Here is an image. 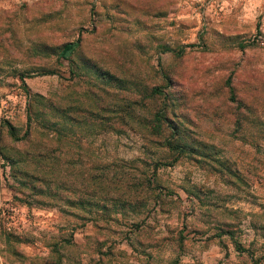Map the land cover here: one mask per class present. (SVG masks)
<instances>
[{"label":"rangeland","instance_id":"rangeland-1","mask_svg":"<svg viewBox=\"0 0 264 264\" xmlns=\"http://www.w3.org/2000/svg\"><path fill=\"white\" fill-rule=\"evenodd\" d=\"M0 178V264H264V0H0Z\"/></svg>","mask_w":264,"mask_h":264},{"label":"trees","instance_id":"trees-1","mask_svg":"<svg viewBox=\"0 0 264 264\" xmlns=\"http://www.w3.org/2000/svg\"><path fill=\"white\" fill-rule=\"evenodd\" d=\"M78 45H79V37H76L73 40L64 41L58 46V50L56 51V54L58 57L67 59L69 62H72V58L70 54L72 51L76 49ZM45 71L52 72V69H48ZM104 75H106L107 77L110 76V74H105V73ZM22 84L25 87V84L24 83ZM160 93L162 94L161 89L155 85V86H150V88L146 92V95L152 96L154 94H160ZM161 120L164 121L166 127H164L160 123ZM146 129L150 134H159V135L163 132L164 129H168V133L164 134L161 144L165 148H167V150L171 151L174 154L171 158V161L176 160L183 153H186L190 150L194 151V148H193L194 146L192 144L190 145L189 142L184 141L182 138L184 134L186 135V132L182 129H178L176 124L174 122H171V119L169 118V116H167L164 112V107H159L154 110L151 121L150 123H148ZM8 132L14 138L19 137V136H16L11 126L8 127ZM37 154L38 156H41V152H37ZM2 155L11 163L18 161V159H14L11 156H7L5 153H3ZM157 163H158L157 161L154 162V164H157ZM23 171L25 172L26 170H23ZM26 173L24 175H26L29 179L33 178V179H38L39 181H42V178L37 173H34L32 171L26 172ZM31 188L38 192L41 191V188H36L35 184H32V183H31ZM54 191L56 190H53L52 192H50V194L55 193ZM113 201L122 204L125 202V199L122 198L121 200H119L118 197H114ZM85 203H89V200H86V201L83 199L66 200L67 205H75V204L82 205ZM91 204L100 206L101 208L105 207V204L103 201L102 202L95 201V202H91Z\"/></svg>","mask_w":264,"mask_h":264},{"label":"crops","instance_id":"crops-1","mask_svg":"<svg viewBox=\"0 0 264 264\" xmlns=\"http://www.w3.org/2000/svg\"><path fill=\"white\" fill-rule=\"evenodd\" d=\"M5 193H7L6 191V186L4 185V183L2 182L1 178H0V195L2 196V198L4 199V197H7L5 195ZM19 209L22 210V207H19ZM30 213H32V218L31 217H25L22 213L17 212L16 208L14 213L12 214L11 218H8L7 216V211L6 209L4 210L3 206H0V223L1 225H11L12 228L13 226L16 227L18 225L19 221H22V223L24 224V226L26 228H30L31 224L37 223L39 225H37L38 227H43L45 226V228L47 227L46 224H55L58 225V219H48V214L50 212L47 211V208H43V209H31L30 208ZM46 212V214H45ZM23 215V216H22ZM27 215V214H26ZM30 223V224H29ZM30 225V226H29ZM43 225V226H42ZM49 227H52L51 225Z\"/></svg>","mask_w":264,"mask_h":264},{"label":"built area","instance_id":"built-area-1","mask_svg":"<svg viewBox=\"0 0 264 264\" xmlns=\"http://www.w3.org/2000/svg\"><path fill=\"white\" fill-rule=\"evenodd\" d=\"M0 206H3L4 210L6 209L8 218H11L15 211V206L12 204V202L6 198L3 199L0 195Z\"/></svg>","mask_w":264,"mask_h":264}]
</instances>
